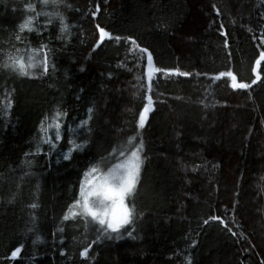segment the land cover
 Listing matches in <instances>:
<instances>
[{
  "label": "trees",
  "instance_id": "trees-1",
  "mask_svg": "<svg viewBox=\"0 0 264 264\" xmlns=\"http://www.w3.org/2000/svg\"><path fill=\"white\" fill-rule=\"evenodd\" d=\"M40 10L38 0H0V65L29 45L50 50L46 73L0 66V264H264V0H64L67 39ZM29 16L39 35L20 32ZM98 27L122 39L97 45ZM124 38L166 70L151 91L146 56ZM229 72L251 86L234 90ZM56 109L61 140L50 129L55 148L33 154ZM130 137L143 143L126 202L134 219L97 238L90 218L63 217L84 172ZM69 138L84 146L65 160Z\"/></svg>",
  "mask_w": 264,
  "mask_h": 264
},
{
  "label": "snow or ice",
  "instance_id": "snow-or-ice-1",
  "mask_svg": "<svg viewBox=\"0 0 264 264\" xmlns=\"http://www.w3.org/2000/svg\"><path fill=\"white\" fill-rule=\"evenodd\" d=\"M41 10L36 13L37 16L43 15L46 17H57L60 22L59 38L67 39L65 33L68 32L69 25L66 23V18L59 14L57 9L61 6L64 0H38ZM51 7L52 11L47 9ZM70 7V5H69ZM27 11H35V7L31 4L26 6ZM93 15H95L93 13ZM35 17H26L24 22L19 25L20 32L25 30L29 33L34 31L39 35L38 30L33 26ZM51 23V20L48 21ZM99 32V40L96 41L97 45L105 39H115L116 41L121 40L119 36L112 37L110 33L105 31L103 28H97ZM221 35H224L223 31ZM17 41L21 40V36H16ZM125 40H131L133 47H138L136 41L131 38H124ZM260 44L264 45V39H260ZM140 53L147 57V70L144 75L149 81V91H151V81L154 75L158 72H165L166 70L155 67L153 64V57L147 49L138 47ZM18 52L22 51L17 49ZM50 50L48 45L41 43L39 47L32 48L31 45L27 47V55L16 56L7 55L4 59L2 66L5 70L11 69L18 76H29L31 77L35 71L42 70L43 72L48 71ZM261 61H264V50L259 52V58L256 60V64L259 65ZM252 72L256 73V67L252 68ZM168 75H183L187 76L188 73L179 71H167ZM224 76L225 73H220ZM231 79V85L235 89H247L251 85L247 83L237 82V79L231 72L227 73ZM260 77L257 76L255 80H252V84H255ZM147 103L144 104L143 110L139 113V119L136 122L137 129L144 127V122L147 117V113L151 110L152 98L148 95L145 96ZM11 107V100H8L6 108ZM92 109H89L91 113ZM64 113L59 109H56L52 116L51 122L49 123V116H45L44 120L41 121L40 137L39 142L36 144V152L38 154L42 144H48L53 149L55 144L52 139L47 135L50 129H55V140H61V118ZM88 124L87 120L81 121V127ZM135 137H130L126 144L121 145L119 149H113V152H118V155L109 154L107 160L102 158L92 164L85 172L84 178L81 179L78 197L74 200L73 204L69 205V211L64 215L63 219L68 220L69 218H77L85 220V224H88V218L94 223L99 225L96 229L97 238L104 236L108 233H117L125 225H129L134 219V209L126 204V199L132 195L136 189L137 181L139 179L141 165L143 163L142 151L143 143L133 144ZM85 141L84 143H86ZM71 148L67 153L64 154V159L69 160L71 152L82 150L83 143H77L75 140L69 138L68 140ZM115 161L112 163L111 161ZM28 166H31L32 161L25 162ZM106 169V170H105ZM30 207H36L35 204ZM215 219V218H214ZM224 223L223 220L220 221ZM207 223V221H205ZM230 230V229H229ZM31 231V229H29ZM38 239V238H37ZM35 243V241H33ZM88 247H91L89 245ZM88 247L80 252L81 257H85L88 252ZM21 251L17 247L11 253V257L14 259L17 254ZM63 254V253H62Z\"/></svg>",
  "mask_w": 264,
  "mask_h": 264
},
{
  "label": "rangeland",
  "instance_id": "rangeland-1",
  "mask_svg": "<svg viewBox=\"0 0 264 264\" xmlns=\"http://www.w3.org/2000/svg\"><path fill=\"white\" fill-rule=\"evenodd\" d=\"M25 57H26V55H25ZM120 147H121V145H120ZM118 149H119V148H118ZM112 154H113V155H118V152H115V153L113 152ZM127 199H128V198H127ZM127 199H126V202H127ZM125 226H126V225H125ZM125 226H124V227H125ZM122 228H123V227H122ZM122 228H121V229H122Z\"/></svg>",
  "mask_w": 264,
  "mask_h": 264
},
{
  "label": "water",
  "instance_id": "water-1",
  "mask_svg": "<svg viewBox=\"0 0 264 264\" xmlns=\"http://www.w3.org/2000/svg\"><path fill=\"white\" fill-rule=\"evenodd\" d=\"M146 58H147V57H146ZM261 62H262V61H261ZM17 257H18V254H17ZM17 257L13 259V258L10 256V259H11V260H16Z\"/></svg>",
  "mask_w": 264,
  "mask_h": 264
}]
</instances>
